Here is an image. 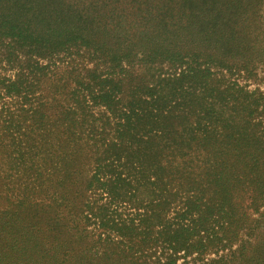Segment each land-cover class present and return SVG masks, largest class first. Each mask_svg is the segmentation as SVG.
<instances>
[{
  "label": "trees",
  "instance_id": "16d2710c",
  "mask_svg": "<svg viewBox=\"0 0 264 264\" xmlns=\"http://www.w3.org/2000/svg\"><path fill=\"white\" fill-rule=\"evenodd\" d=\"M0 264H264V0H0Z\"/></svg>",
  "mask_w": 264,
  "mask_h": 264
}]
</instances>
